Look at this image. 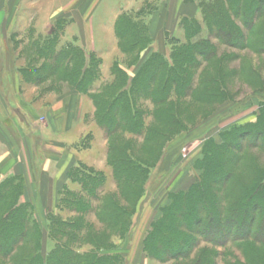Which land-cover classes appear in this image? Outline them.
Segmentation results:
<instances>
[{
  "label": "rangeland",
  "instance_id": "1",
  "mask_svg": "<svg viewBox=\"0 0 264 264\" xmlns=\"http://www.w3.org/2000/svg\"><path fill=\"white\" fill-rule=\"evenodd\" d=\"M96 1L86 0L85 39L88 44L80 43L77 35L82 37L76 30L67 29L68 20H59L52 33L47 36L36 37L31 28L25 29L24 33L16 32L11 37V42L5 46L7 50H3V53L7 52L8 57L10 55V58L5 59L3 66L18 69L27 83L25 87L41 86L37 91L48 96L51 92L61 93L67 86L74 88L72 85H76L74 82L77 78L73 77V72L68 73V70L76 69L81 72V66L75 67L79 57L81 62L84 60L89 70L94 69L96 73V76L90 79L92 82L89 85L87 81L86 86L84 84L87 90L93 87V91L85 95L94 105L96 96L102 95L103 90L118 80H122L120 85L122 83L126 85L129 92L133 90V79H137L136 86L145 85L143 86L145 89L150 87L154 93L157 92L162 78L158 77L149 85L152 70L148 68L155 54L161 56V60L166 62L169 69L174 65V57L180 50L189 44L193 45L200 38L204 40L203 42H208L216 53L208 60L198 54L193 56L197 64L192 70L188 90L181 96L174 92L173 87L167 103L164 104L155 102L158 100L155 97L157 94L154 96L156 100L146 96L138 98V104L144 110L143 135L121 131L108 138L105 129L99 125L95 117L97 115L95 109L90 121L95 123L102 133L101 143L96 144V147H102V154L91 157L93 162L91 166L77 168L78 171L73 172L70 177L71 184L67 188L69 190L59 196L56 212L55 209L50 210L49 205H44L47 216L45 219H39L35 207L25 200V188L23 193L21 191L16 193V202L28 204L33 219L39 223L43 256H47L48 252L57 246V240L50 234V223L60 218L71 223L83 222L81 229L77 231L68 229L80 240L70 242L76 253L94 254L106 259L116 257L118 264H264V242L242 243L230 239L232 237L228 238L224 231L209 236H201V233L193 231L204 229L209 217H214L215 221L220 219V216L223 219L229 217L240 225H249L250 215L253 216V232L256 231L255 234L260 235L257 237L264 240V229L261 228L260 233L258 232L259 222L264 214V203H261L264 201V185L262 194L256 193V197L248 200L249 207L251 206L249 209L242 210L236 207L238 202H242L240 199L243 200V190L250 188L253 191L256 190L258 182L264 183V94L260 93L264 92V0H255L253 4L254 12L261 15L255 25L250 20L245 21L234 16L231 18V22L235 23V27L240 30L245 40L238 39L236 34L227 31H221L218 35L217 30H211L206 25L200 4L204 1V4L211 5L213 0H196L200 11L196 18H181L180 13H168L164 28L151 27L150 19L153 20L157 14L158 4L146 5L145 0H105L103 10L93 15L89 9L93 8ZM232 4L234 8L235 3ZM248 4L244 3V7L242 6L241 14L243 13L242 17L245 19H248L244 11ZM111 7L114 12L109 10ZM115 13L119 14L117 23L115 22L117 31L133 24L137 26L135 31L138 32L140 42L135 50L123 53L120 44L127 40L120 38L115 27L114 34L108 29L99 30L92 27L95 23L102 25L107 19H111V16L113 18ZM186 19L197 21L198 26L193 29L195 35L187 34L185 26L189 21L186 23L184 21ZM94 41H101L102 44L94 48ZM51 48L53 51H63L64 54L72 53L73 59L65 60L64 65H60L57 70L55 69V73L49 76L47 71L53 68L55 62L48 53ZM115 65L119 66L123 75L113 74ZM143 66L145 74L139 76L138 73ZM89 76H86L87 80ZM40 78L43 79L41 83L35 80ZM22 93H29L32 97L35 90L31 88ZM13 113L29 127L25 115L19 108H13ZM172 114L176 116L173 117ZM150 129H159L164 134L157 135L153 132L151 135ZM228 142L233 147H227L231 165L222 168L215 165L208 167V171L214 168L212 175H205L201 169L200 171L197 169V165L199 167L201 164V158L206 157L207 149L217 148L215 143L226 147ZM121 143L133 148L134 157L141 164L135 171L137 180L118 185L119 181L115 178L109 162L111 156L109 147L110 144ZM102 161L105 164L101 167L98 164ZM210 176L212 183L216 185L209 180L213 185L210 184L208 187L212 189L209 194L226 196L222 203L223 216L217 215L212 203L194 202L190 208L192 215L187 221L193 233L186 231L192 246L184 245L182 249L180 248L186 258L162 262L149 258L143 249L152 223L161 218L166 207L178 203L186 191L204 177ZM18 178L16 174L3 176L0 171V185L8 182L24 184L21 178ZM83 183L88 192L85 191ZM9 197L12 198L11 195ZM76 197L83 199L84 203L78 210L72 206L73 202H70ZM210 198L213 199L211 196ZM62 199H66L69 205L61 203ZM256 199L261 208L255 214L252 205L258 206ZM107 200L121 207L123 215L120 218L113 215L110 210L103 211V203ZM0 205L6 207L7 199ZM196 219L201 221L197 228L192 226ZM168 245L171 246V243H166L167 248Z\"/></svg>",
  "mask_w": 264,
  "mask_h": 264
},
{
  "label": "trees",
  "instance_id": "2",
  "mask_svg": "<svg viewBox=\"0 0 264 264\" xmlns=\"http://www.w3.org/2000/svg\"><path fill=\"white\" fill-rule=\"evenodd\" d=\"M202 2V5L200 4V9L203 19L211 30L218 31V35H220L221 31H227L232 34H236L238 39H244L243 34L239 29H237V27H235V23L231 22L232 16L245 21L250 20L253 24L256 23L261 16L258 13L256 14L252 9L255 0H218L217 2L213 0L212 3H210L211 5H206L204 4V1ZM233 2L235 3L234 8L232 4ZM244 3H250L248 4L249 6L247 9L244 10L248 19L243 18V13L241 14ZM184 21H189V23L186 22L188 25L185 26V28H187V34L195 35V31H193V29L198 26L196 25L197 21L192 19H186ZM136 27L137 26L133 24L132 26L130 25L120 28L119 31H117V24L115 25V31H117V34L119 33L120 38H125L127 40V42H120V48L123 53L133 51L135 50L134 48L139 45L140 41L138 40V32L135 31ZM232 28L235 30H232ZM134 37L136 38L134 39ZM203 41L204 40L200 38L199 41L193 43V45L189 44L186 48L181 49L179 54L174 57V65L170 66L171 68L169 69H167L168 66L166 62L161 60L160 55H153L155 57L148 65V68L152 70L149 85L153 84L158 77L162 78V82L158 87L159 90L157 92L154 93V90L152 91L150 87L145 89V87H143L145 85L142 87L136 86L137 79H133V90L131 89V92L126 89V85H122L123 83L120 85L122 80H118L117 82L111 84L109 88L103 90L102 95L96 96L94 107L97 111V115L95 117L97 118L99 125L105 129L108 138H111L121 131L133 133L134 135L145 134V123L143 117L144 110H142V107L138 104V98H145L146 96L148 98L153 97V99L156 100L155 97H157L158 100L155 102L157 104H164L167 103V99L170 97L169 95L173 91V87L174 92L177 95L180 94L181 96L187 92L190 85L189 82L191 80L192 70L195 68V64H197V62L193 59V56L198 54L200 57L208 60L209 57L216 53L208 42ZM53 50L54 49L51 48V50L48 51L51 58L55 61L53 68L47 71L49 76L54 74L55 69L57 70L60 65H64L63 62L65 60L69 59V61H71V59H73L72 53L69 54L67 52V54H64L63 51ZM77 60H79V62L75 65V67L77 65L81 66V72L76 69L74 70L69 68V70L65 69V71L68 70V73L73 72L72 75L77 78V81L74 82L76 85L72 86L74 89L85 95L89 91H93V87L91 86V88L89 87L87 90L86 87H84V84L87 81V85H89L92 82H90V79L95 77L96 73L94 69L89 70V67H86L84 60L81 62V58L79 59V57ZM67 67L68 66H66V68ZM91 70L92 72L90 73ZM113 74L117 76L118 74L123 75L124 73L118 65H115ZM144 74L145 66L141 68L138 75L143 76ZM87 75H90L88 80L86 79ZM35 80L41 83L43 79L40 78ZM155 94H157V96H155ZM172 116L175 117L176 114H172ZM150 130L151 135L153 132L157 135L164 134L162 131H159V129ZM257 135L258 134H256V136ZM227 144L228 145L224 147L222 144L215 143V145L218 146L217 148L212 147L207 149V155L206 157L201 158V166L199 165L198 167L197 165V169L199 171L201 169L205 175H212L214 168L208 171V167L211 168L215 165V167L222 168L227 165H231L228 148L233 147L230 145V142ZM109 151L111 153L109 162L113 168L115 178L119 181L118 185L137 180L138 177L135 171H137L141 163L134 157L133 148L124 143L110 144ZM203 154L205 156V150L203 151ZM77 171V169L71 170L70 176L73 172ZM20 178L21 177L18 179ZM209 180H212L211 176L210 178L204 177L203 180L196 183L195 186H192L189 191L184 193L185 196L177 201L179 204L175 203L166 207L161 218L152 223L149 231L147 232L143 249V252H145L149 258L159 260L160 262L164 260L168 261V259L178 260L186 258L185 255H183L181 247L184 245H188L190 247L192 246L191 240L187 236V232H192V230L187 221L188 218L191 217L190 215H192V209L190 208L191 204L194 202L198 204H202V201L209 204L212 203L217 215L223 214L222 203L226 196L209 194L210 190H212L211 188H208L212 183V181L210 183ZM21 181H23L22 178ZM212 184L216 185V183ZM212 184L211 186H213ZM83 185L85 191L88 192L89 190L85 187V183H83ZM256 185V190L252 191L250 188L243 190V200L240 199L242 202H238L236 207L242 210H246L251 207H249L250 202L248 200H251V197H256V193H258V195L262 194L264 183L258 182ZM67 188L68 187L61 191V193L69 190ZM19 191L22 193L24 191V184H21L20 182H18V184L8 182L0 185V204L2 201L7 199L6 207H1L0 205V264H118L116 257V259H106L103 256L99 257L94 254L79 255L76 253L74 248L71 247L70 242L72 243L80 240L79 238L77 239L75 234L70 233L68 229H74L77 231L81 229L83 222L74 221L71 223L70 221L60 220V218H56L50 223V234L53 239L57 240V246L52 251L48 252L47 256L44 257L42 252L41 229L39 223L33 219L30 206L28 204L18 203V201L16 202L15 196H17L16 193H19ZM248 192H251V194H248ZM132 193L134 194V191ZM246 193L247 196H245ZM9 195H11L12 198L14 197V199L9 197ZM210 196L213 199H211ZM246 199L247 201H245ZM82 200L83 199L76 197L73 201L70 200V202H73L72 206L78 210V208L84 206ZM62 202L65 205H69V202H67L66 199H62L61 203ZM261 203H264V201ZM251 204H253V201ZM259 204L260 203L258 202V206L257 204L252 205L255 209V214L256 212H259L261 208V205ZM120 208L121 207L118 204L111 203L107 200L104 201L102 209L103 211L110 210L113 215L120 218V216L123 215ZM76 213L79 212L76 211ZM249 217L251 218V223L249 225H240L237 222H233L234 220L229 217L223 219L220 216V219L216 221L214 217H209L206 223L207 226H205L204 229H194L193 231L201 233V236H209V234L224 231L226 232V236H228V238L232 237L230 239H235V241H241L242 243H247L249 241L256 243L264 242V240L257 237L260 235H257V233L255 234L256 231L253 232V216L249 215ZM244 218H246V216ZM197 219L192 225L195 226V228L201 224V221ZM259 224L258 232L260 233L261 228L264 229V214ZM235 228L237 229L235 230ZM166 243H171V246L168 245L169 247L167 248ZM163 256H166V258H163Z\"/></svg>",
  "mask_w": 264,
  "mask_h": 264
},
{
  "label": "crops",
  "instance_id": "3",
  "mask_svg": "<svg viewBox=\"0 0 264 264\" xmlns=\"http://www.w3.org/2000/svg\"><path fill=\"white\" fill-rule=\"evenodd\" d=\"M104 3L105 0H97L89 11L97 14ZM145 3L158 4L157 14L150 19L151 27L155 28H164L168 13L196 18L200 12L196 0H145ZM109 10L114 12L112 7ZM118 15L115 13L102 25L94 22L92 27L114 34ZM59 20H68L67 29L76 30L82 37L77 35L80 43L88 44L86 0H0V171L3 176L16 174L23 179L25 200L35 207L39 219L47 216L44 205L57 211L61 191L71 184V170L91 166V157L103 150L96 147L101 143L102 133L90 121L95 108L87 95L67 86L61 93L45 96L37 91L41 86L25 87L27 83L18 69L3 66L5 59L10 58L3 50H7L5 46L16 32L24 33L31 28L36 37L47 36ZM93 44L96 48L102 42ZM31 88L35 90L32 97L29 93L21 94ZM13 108L22 111L30 129L15 116ZM104 164L102 161L98 165Z\"/></svg>",
  "mask_w": 264,
  "mask_h": 264
}]
</instances>
